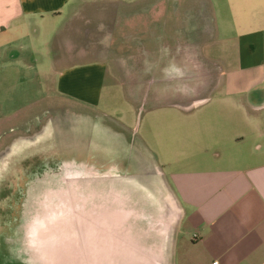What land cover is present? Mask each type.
Instances as JSON below:
<instances>
[{
  "label": "crops",
  "instance_id": "obj_1",
  "mask_svg": "<svg viewBox=\"0 0 264 264\" xmlns=\"http://www.w3.org/2000/svg\"><path fill=\"white\" fill-rule=\"evenodd\" d=\"M91 1L0 0V118L8 116L2 112L8 102L1 93L25 84H35L41 93L37 101L49 94L68 99L86 114L76 115L67 127L58 118V130L64 129L58 135L69 131L80 135L75 149L84 148L83 156L91 160L74 165L131 176L165 209L169 231L162 264H264V0H208L213 35L204 34L195 46L191 27L188 31L183 27V36L171 31L170 24L176 21L169 23L171 14L166 13L177 12L178 6L138 4L136 11L159 16L153 34L173 44L175 52L168 53L169 58L180 66L163 67L164 82L155 66L153 72L146 71L143 62L150 59L141 53L145 27L137 26L136 43L142 47L134 69L136 91L129 90V80L123 79L112 42L103 52L77 44H69L65 51L62 41L55 43L65 19ZM194 58L201 61V68L194 67ZM144 69L153 88L147 94L149 98L152 92L149 110L168 117L164 129L155 122L152 132L144 133L145 147L169 169L167 177L142 155L140 139L124 135L131 131L134 113L141 110L139 101L147 98L139 86ZM196 78L206 95L192 99ZM177 82L184 86L181 93L175 92L178 97L204 102L199 114L171 115L170 111L193 104L157 101L162 83L169 91ZM100 135L106 149L96 151ZM85 136L94 147L80 144Z\"/></svg>",
  "mask_w": 264,
  "mask_h": 264
},
{
  "label": "rangeland",
  "instance_id": "obj_2",
  "mask_svg": "<svg viewBox=\"0 0 264 264\" xmlns=\"http://www.w3.org/2000/svg\"><path fill=\"white\" fill-rule=\"evenodd\" d=\"M142 1L144 0H93L88 3L83 2L76 7L70 17L65 19L64 30L55 43L62 41L65 51L71 44H77L87 49L96 47L103 52L107 47L106 45L112 42L113 46H116L114 54L117 58L116 62L124 71L123 79H128L130 82L127 83L128 89L131 90L132 87L135 91L138 88V83L136 84L138 77L134 70L137 67V52H140V47L143 46L145 52L141 51V53L150 59L143 60V64L146 63V71L149 72L152 68L150 72H153L155 66L154 71L159 74V80L164 82L162 68H174L175 64H177L176 67L180 66L177 60L169 58L168 53L175 52L173 51L174 46L172 43L155 37L153 27L158 25L159 16L151 11H136L138 4L142 6L160 2L178 6V11L166 13L171 14V17L165 19H168L169 23L173 20L176 21L174 24L172 22L170 24L172 33L173 31L176 32L175 36L184 35L185 29L183 27H187V31L191 27L194 46L198 40L203 38L204 34L208 37L213 35V16L210 11V4L208 0ZM137 26L143 27V29L145 27V36L141 39L142 46H137L136 43L138 41ZM73 28L79 29V31L74 33ZM140 36H143V34ZM77 59L84 60L85 58L77 57ZM139 63L141 64L142 61H139ZM200 64L201 61L194 58V67L201 68ZM114 69L115 67L112 66L111 73L115 72ZM144 73L145 69L139 75L141 82L139 86L140 90L145 89L144 92L147 96L148 91L153 90V88L152 83L145 79L147 77H144ZM132 82L134 83L132 84ZM200 86V78H196L190 91L193 93L192 99L206 95L205 90H199ZM175 87L166 91L164 89L165 84L162 83L157 92L159 94L157 101L172 100L175 103L184 104L181 106L193 104L189 109L178 107L177 110H173L176 112L170 111L171 115L199 114L201 112L199 107L204 102L187 101L183 94L178 97L175 92L181 93L180 91L184 86L177 82ZM151 94L150 91L149 98L147 96V98L144 97L139 101L141 110L139 114L138 112L134 113L130 126L131 131L124 132L128 139L131 135L136 140L137 138L140 139L144 147L146 144L144 133H151L155 122L162 129L168 123V117H163L166 114L156 115L154 110H149L152 103ZM40 97L41 93L36 91L35 84H25L18 86L16 91L1 93V98L8 102L2 106V112L7 113L8 116L6 115L7 118H0V264H28L25 256L26 244L24 240L27 225H25V229L23 225L28 196L36 188H40L46 183L47 178L56 173L55 171L68 167L66 166L67 163L63 165L64 162L69 161L68 164L74 165V162L88 164L91 161L83 156L85 153L84 148L75 149L80 135H74V131H69L66 134L67 129H65L66 135H58V132L64 130H58V121H66L65 126L67 127L68 124L72 123L73 118L77 117L76 115L86 114V112L84 113L80 109L81 107L73 105L65 98L53 97L49 94L37 101ZM210 100L212 101V99ZM22 105L28 106L20 108ZM58 118L61 119L57 120ZM79 119L84 120V117ZM88 130L87 127L85 134H88ZM82 136L84 137V135ZM84 139L80 142L82 146L87 148L91 143L94 147V143L90 142L87 136ZM95 147L96 151L106 149L103 136H98ZM141 153L147 159L154 161L161 168L164 176L167 177L169 169L159 158L153 155V152H149L145 147L141 150ZM95 163L97 164V161ZM173 168H177V165H174Z\"/></svg>",
  "mask_w": 264,
  "mask_h": 264
},
{
  "label": "water",
  "instance_id": "obj_3",
  "mask_svg": "<svg viewBox=\"0 0 264 264\" xmlns=\"http://www.w3.org/2000/svg\"><path fill=\"white\" fill-rule=\"evenodd\" d=\"M55 172L27 198L28 264L163 263L168 217L148 188L78 165Z\"/></svg>",
  "mask_w": 264,
  "mask_h": 264
},
{
  "label": "flooded vegetation",
  "instance_id": "obj_4",
  "mask_svg": "<svg viewBox=\"0 0 264 264\" xmlns=\"http://www.w3.org/2000/svg\"><path fill=\"white\" fill-rule=\"evenodd\" d=\"M69 162V161H68ZM68 162H64L63 164H66V163H68Z\"/></svg>",
  "mask_w": 264,
  "mask_h": 264
},
{
  "label": "built area",
  "instance_id": "obj_5",
  "mask_svg": "<svg viewBox=\"0 0 264 264\" xmlns=\"http://www.w3.org/2000/svg\"><path fill=\"white\" fill-rule=\"evenodd\" d=\"M213 264H217V262H214Z\"/></svg>",
  "mask_w": 264,
  "mask_h": 264
}]
</instances>
